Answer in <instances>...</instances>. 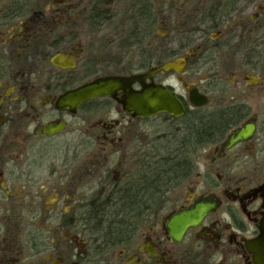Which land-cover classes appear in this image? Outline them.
I'll return each mask as SVG.
<instances>
[{"label": "flooded vegetation", "instance_id": "flooded-vegetation-1", "mask_svg": "<svg viewBox=\"0 0 264 264\" xmlns=\"http://www.w3.org/2000/svg\"><path fill=\"white\" fill-rule=\"evenodd\" d=\"M160 66L180 117L57 104ZM0 264H264V0H0Z\"/></svg>", "mask_w": 264, "mask_h": 264}, {"label": "water", "instance_id": "water-1", "mask_svg": "<svg viewBox=\"0 0 264 264\" xmlns=\"http://www.w3.org/2000/svg\"><path fill=\"white\" fill-rule=\"evenodd\" d=\"M168 66H160L149 70L143 77L133 76L129 78L109 77L93 81L92 83L81 86L71 92L61 96L58 106H69L72 110L77 105L95 98L108 97L115 99L118 94H122L123 111L134 118L144 119L146 117L165 113L173 118L180 117L184 113L181 103L177 100L174 93L166 88L154 84H142L143 78H151L154 74L166 70ZM136 81L141 83V90L132 89V84ZM205 100L202 98L195 105H202ZM250 131L240 130L231 136L226 147L233 143L244 140ZM202 208L195 212H181L173 215L168 223V227L173 238L179 237L188 225L196 223L204 214Z\"/></svg>", "mask_w": 264, "mask_h": 264}, {"label": "trees", "instance_id": "trees-1", "mask_svg": "<svg viewBox=\"0 0 264 264\" xmlns=\"http://www.w3.org/2000/svg\"><path fill=\"white\" fill-rule=\"evenodd\" d=\"M196 116H197V118H205V117H207V114L204 111H200L199 113H197ZM191 132L192 131H191L190 128H188V126L182 132V134H181V141L179 142L180 145H181V150L182 149L183 150L184 149H187V151H190V143H191L190 133ZM222 133L223 132L221 131L220 132V135H218L215 132H214V134H212L211 132H208V131L198 130V132L194 136L195 139H196V142H194V143H196L197 148L200 149L203 144H207L208 142H210V140H212V138L220 137L222 135ZM186 135H189L188 136V139L187 138H184ZM185 142H187V143H185ZM167 156H168V154H167ZM173 157L174 156L171 155L172 168L170 167V163L171 162H167L166 163V170L164 172L165 175H164V178H163V181H165L166 183L178 181L179 180V176L181 177L180 180H182L186 176L185 173H181V172H179L177 170L175 171L174 165L176 164V162H175V158H173ZM167 160H169L168 157H167ZM180 161H181V164L183 165L184 152H181ZM168 166H169V168H168ZM157 175H159V172L158 171H156V176ZM157 179H155V180H157Z\"/></svg>", "mask_w": 264, "mask_h": 264}, {"label": "rangeland", "instance_id": "rangeland-1", "mask_svg": "<svg viewBox=\"0 0 264 264\" xmlns=\"http://www.w3.org/2000/svg\"><path fill=\"white\" fill-rule=\"evenodd\" d=\"M157 124V121H153V120H150L148 123H147V126L151 129L153 126H155Z\"/></svg>", "mask_w": 264, "mask_h": 264}]
</instances>
